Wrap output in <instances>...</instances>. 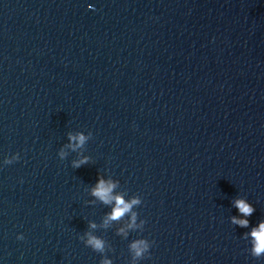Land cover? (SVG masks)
<instances>
[{
    "label": "water",
    "instance_id": "obj_1",
    "mask_svg": "<svg viewBox=\"0 0 264 264\" xmlns=\"http://www.w3.org/2000/svg\"><path fill=\"white\" fill-rule=\"evenodd\" d=\"M261 221L264 0H0V264H264Z\"/></svg>",
    "mask_w": 264,
    "mask_h": 264
},
{
    "label": "clouds",
    "instance_id": "obj_2",
    "mask_svg": "<svg viewBox=\"0 0 264 264\" xmlns=\"http://www.w3.org/2000/svg\"><path fill=\"white\" fill-rule=\"evenodd\" d=\"M91 7V5L89 6ZM70 140L72 143L69 147L75 151L77 148L83 146L87 140V137L84 134L72 135L70 134ZM63 158L66 153L62 150L60 153ZM19 153H17L14 157L6 158L4 163L12 164L14 160H19ZM88 163V158L83 157L82 159L73 161V167L79 168L81 165ZM22 182V181H21ZM116 187V184L111 180L105 181L104 179H100L97 185L93 188L92 194L100 199L105 204H111L113 201L115 202V206L110 214L106 217L104 223L107 225L110 221L119 220L126 213L132 210L133 205L139 204L141 201L139 198H133L131 201H126L122 194H113V190ZM235 206L239 209L240 213L244 216H250L255 210L251 204H249L245 199H237L235 201ZM136 221V213L132 214V223L129 227L135 226ZM50 223V221H48ZM232 222L234 224H239L241 227H247L249 221L247 219H238L237 217H232ZM142 223H144L142 221ZM90 227L95 228V223H92ZM123 231V229H121ZM88 239L86 241V245L90 246L92 249L96 251L104 250V241L93 235L91 232L86 234ZM247 235V234H246ZM252 238V250L251 253L254 257L264 256V221L259 223L258 227H254L251 231ZM18 239H24V235L20 234ZM150 248V244L146 239H139L134 241L131 244V249L134 250L136 257H143L144 253L148 251ZM103 264H111V261L105 260Z\"/></svg>",
    "mask_w": 264,
    "mask_h": 264
}]
</instances>
